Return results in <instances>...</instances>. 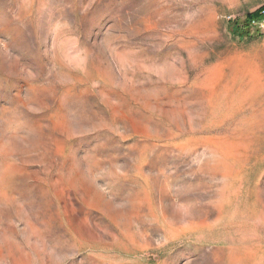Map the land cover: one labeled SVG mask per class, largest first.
<instances>
[{
	"label": "rangeland",
	"instance_id": "374dc122",
	"mask_svg": "<svg viewBox=\"0 0 264 264\" xmlns=\"http://www.w3.org/2000/svg\"><path fill=\"white\" fill-rule=\"evenodd\" d=\"M264 0H0V264H264Z\"/></svg>",
	"mask_w": 264,
	"mask_h": 264
},
{
	"label": "trees",
	"instance_id": "16d2710c",
	"mask_svg": "<svg viewBox=\"0 0 264 264\" xmlns=\"http://www.w3.org/2000/svg\"><path fill=\"white\" fill-rule=\"evenodd\" d=\"M264 10V6L255 10L252 13H248L245 15L244 20L239 23L238 20H235L233 23L235 26L238 28V30H241L245 33H248L249 27L255 22V21H260L263 19V14L262 11Z\"/></svg>",
	"mask_w": 264,
	"mask_h": 264
},
{
	"label": "built area",
	"instance_id": "2783aa9c",
	"mask_svg": "<svg viewBox=\"0 0 264 264\" xmlns=\"http://www.w3.org/2000/svg\"><path fill=\"white\" fill-rule=\"evenodd\" d=\"M262 14H263V19H264V10L262 11Z\"/></svg>",
	"mask_w": 264,
	"mask_h": 264
}]
</instances>
